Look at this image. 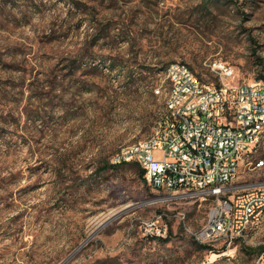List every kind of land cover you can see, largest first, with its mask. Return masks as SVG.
Masks as SVG:
<instances>
[{
	"label": "rangeland",
	"instance_id": "374dc122",
	"mask_svg": "<svg viewBox=\"0 0 264 264\" xmlns=\"http://www.w3.org/2000/svg\"><path fill=\"white\" fill-rule=\"evenodd\" d=\"M258 56L264 0H0V264H253L260 239L216 252L186 233L179 216L201 227L210 201L169 198L133 163L99 168L155 134L171 63L252 82ZM161 212L167 242L139 224Z\"/></svg>",
	"mask_w": 264,
	"mask_h": 264
},
{
	"label": "built area",
	"instance_id": "2783aa9c",
	"mask_svg": "<svg viewBox=\"0 0 264 264\" xmlns=\"http://www.w3.org/2000/svg\"><path fill=\"white\" fill-rule=\"evenodd\" d=\"M170 66L176 96L168 104L169 117L153 136L122 146L113 162L137 163L149 186L169 198L210 201L201 227H190L179 216L186 233L216 252L260 239L263 248L253 264H264V180L237 182L241 174L264 169V84L227 83L231 65L225 62L210 64L213 81L203 80L186 62ZM179 100H188V108L179 107ZM169 217L161 212L139 224L146 236L166 238Z\"/></svg>",
	"mask_w": 264,
	"mask_h": 264
},
{
	"label": "bare ground",
	"instance_id": "6f19581e",
	"mask_svg": "<svg viewBox=\"0 0 264 264\" xmlns=\"http://www.w3.org/2000/svg\"><path fill=\"white\" fill-rule=\"evenodd\" d=\"M170 73H171V66L169 65L165 70V77L162 81V84L160 85L161 91H163L162 95L165 94V100H166V113L164 117H169L168 104L171 103L173 100H175V96H176L175 79H171ZM235 77H236V72L234 68L231 66V72L227 74V83H237L238 81L234 80ZM255 82H257L258 84H264V80H258ZM155 92L157 94V88L155 89ZM179 107L188 108V100H179ZM143 140H140L138 142H142Z\"/></svg>",
	"mask_w": 264,
	"mask_h": 264
},
{
	"label": "trees",
	"instance_id": "16d2710c",
	"mask_svg": "<svg viewBox=\"0 0 264 264\" xmlns=\"http://www.w3.org/2000/svg\"><path fill=\"white\" fill-rule=\"evenodd\" d=\"M255 54L257 53V51L255 50V52H254ZM258 58L260 59V61L261 62H259V64L260 65H264V62H262L263 61V58H261L260 56H258ZM261 77H264V76H261ZM133 164H136L137 166H139L137 163H135V162H132ZM121 164H127V163H114L113 161L110 163V162H107V163H105L104 165H103V167H101V168H99V170L100 171H105L106 169H108V168H111V167H119ZM140 167V166H139ZM141 168V167H140ZM141 176L145 179V171L141 168ZM145 181H146V179H145ZM147 182V181H146ZM171 230H170V235L168 236V237H166V238H162V237H160V238H155V237H151L152 239H157V240H161V241H163V242H167V241H169L170 239H171ZM149 237V236H148ZM194 242L196 243V245L198 246V247H200V248H202V249H210V250H212V251H214L213 250V248L211 247V246H207V245H203V244H199V243H197L195 240H194ZM263 247L262 246H260L259 247V250L260 249H262Z\"/></svg>",
	"mask_w": 264,
	"mask_h": 264
},
{
	"label": "water",
	"instance_id": "95a60500",
	"mask_svg": "<svg viewBox=\"0 0 264 264\" xmlns=\"http://www.w3.org/2000/svg\"><path fill=\"white\" fill-rule=\"evenodd\" d=\"M67 260H68V259H67ZM67 260H66V261H67ZM66 261H65V262H63V263H61V264H64V263H66Z\"/></svg>",
	"mask_w": 264,
	"mask_h": 264
}]
</instances>
